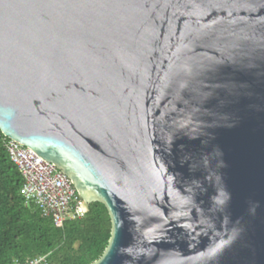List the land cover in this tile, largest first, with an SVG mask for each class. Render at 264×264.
Masks as SVG:
<instances>
[{"label":"water","instance_id":"95a60500","mask_svg":"<svg viewBox=\"0 0 264 264\" xmlns=\"http://www.w3.org/2000/svg\"><path fill=\"white\" fill-rule=\"evenodd\" d=\"M0 133L106 207L93 264H264V0H0Z\"/></svg>","mask_w":264,"mask_h":264},{"label":"trees","instance_id":"16d2710c","mask_svg":"<svg viewBox=\"0 0 264 264\" xmlns=\"http://www.w3.org/2000/svg\"><path fill=\"white\" fill-rule=\"evenodd\" d=\"M0 133V264L45 256L50 264H93L111 237V219L101 202L88 205L75 221L55 223L20 195L22 177L10 160Z\"/></svg>","mask_w":264,"mask_h":264},{"label":"built area","instance_id":"2783aa9c","mask_svg":"<svg viewBox=\"0 0 264 264\" xmlns=\"http://www.w3.org/2000/svg\"><path fill=\"white\" fill-rule=\"evenodd\" d=\"M6 139L5 147L17 167L22 185L20 195L26 206L34 205L41 215L55 223L75 221L88 212V203L77 193L70 179L53 163L39 157L20 143ZM14 264H50L45 256H35Z\"/></svg>","mask_w":264,"mask_h":264}]
</instances>
